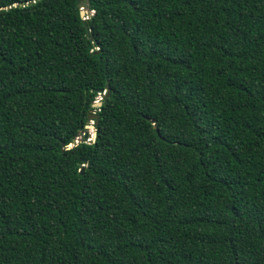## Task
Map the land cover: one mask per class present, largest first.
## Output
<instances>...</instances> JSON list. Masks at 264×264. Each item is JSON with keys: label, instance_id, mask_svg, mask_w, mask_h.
Masks as SVG:
<instances>
[{"label": "trees", "instance_id": "obj_1", "mask_svg": "<svg viewBox=\"0 0 264 264\" xmlns=\"http://www.w3.org/2000/svg\"><path fill=\"white\" fill-rule=\"evenodd\" d=\"M80 2L0 0V264H264V0Z\"/></svg>", "mask_w": 264, "mask_h": 264}, {"label": "water", "instance_id": "obj_2", "mask_svg": "<svg viewBox=\"0 0 264 264\" xmlns=\"http://www.w3.org/2000/svg\"><path fill=\"white\" fill-rule=\"evenodd\" d=\"M80 1L81 2L77 4V7L80 10L79 16L84 21V20H86V18L83 19L84 9L86 8V4H85V2H83V0H80ZM83 25L85 26V22H83ZM108 95H109V89L106 87L105 91L102 92V96L106 98V97H108ZM100 100H101V98L94 101L92 104V108H98L100 106ZM87 119H88L89 123L85 126L86 132L82 133V138L84 140L87 139V131L89 130V131H91L90 140H92L94 138L93 125L95 124V120H96L95 113L94 112L89 113V115L87 116ZM74 143H76V141H74Z\"/></svg>", "mask_w": 264, "mask_h": 264}, {"label": "rangeland", "instance_id": "obj_3", "mask_svg": "<svg viewBox=\"0 0 264 264\" xmlns=\"http://www.w3.org/2000/svg\"><path fill=\"white\" fill-rule=\"evenodd\" d=\"M101 97H102V93H101V94H98V95H97V100L100 99ZM90 134H91V131L88 130V131H87V136L90 137ZM79 138H80V137H78V139H79ZM76 141H77V140H76Z\"/></svg>", "mask_w": 264, "mask_h": 264}]
</instances>
